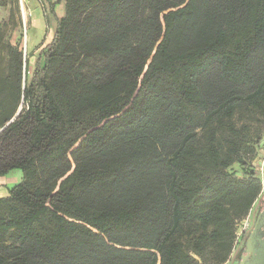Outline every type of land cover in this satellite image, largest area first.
Masks as SVG:
<instances>
[{
  "label": "trees",
  "instance_id": "obj_1",
  "mask_svg": "<svg viewBox=\"0 0 264 264\" xmlns=\"http://www.w3.org/2000/svg\"><path fill=\"white\" fill-rule=\"evenodd\" d=\"M46 1L26 78L0 0V264H224L261 192L264 0Z\"/></svg>",
  "mask_w": 264,
  "mask_h": 264
},
{
  "label": "rangeland",
  "instance_id": "obj_2",
  "mask_svg": "<svg viewBox=\"0 0 264 264\" xmlns=\"http://www.w3.org/2000/svg\"><path fill=\"white\" fill-rule=\"evenodd\" d=\"M17 3L19 7V12H20L21 24L17 26L15 25L13 26L8 23L5 27H3L4 37L6 40H9L12 43L20 42L22 51L24 50V56H25V68L27 71L25 77L28 78L32 72L34 61L39 53L37 51L38 50L37 44L35 45L33 44V46L31 44L33 43V41H36V43L39 42L41 38H42V41L45 42L44 45L50 43L53 38V28L55 25V20L53 21V19L51 20L46 19L48 15V11H47V4L44 3L45 12L42 11L44 25H45L43 34L40 33V30L36 28L29 30L30 19L33 16L32 9L28 10L27 6L24 3V0H17ZM1 8H4V10L7 11V14H8V9H9L8 5L6 7H1ZM7 20H8V16L6 17L5 20H1L0 22L7 21ZM26 35H28V40H26L25 38ZM47 35L48 37L46 40L45 36ZM2 63H3V53L0 51V67L2 66ZM247 162L251 166V169L261 179V192L259 196L257 197V199L255 200V202L253 203L247 216L237 224L236 242H235L234 248L232 250V253L229 259L224 264H236L237 262L236 254H237V251L241 247L240 244L242 240L241 239L242 233H245L246 231H248L250 219L255 215V211L257 210L258 203L260 201L261 202L264 201V130L261 134V138L257 145V150L254 155V158L247 160ZM232 170L235 171L236 176H241L240 166L235 164L232 166ZM14 174H18L22 177L21 171L19 169H14V170H11L8 173V175L4 177V179H0V181L4 183L7 187H12L14 184L18 183L21 180V178H17L16 180H13Z\"/></svg>",
  "mask_w": 264,
  "mask_h": 264
},
{
  "label": "flooded vegetation",
  "instance_id": "obj_3",
  "mask_svg": "<svg viewBox=\"0 0 264 264\" xmlns=\"http://www.w3.org/2000/svg\"><path fill=\"white\" fill-rule=\"evenodd\" d=\"M236 264H264V201L258 203L248 231L242 233Z\"/></svg>",
  "mask_w": 264,
  "mask_h": 264
},
{
  "label": "crops",
  "instance_id": "obj_4",
  "mask_svg": "<svg viewBox=\"0 0 264 264\" xmlns=\"http://www.w3.org/2000/svg\"><path fill=\"white\" fill-rule=\"evenodd\" d=\"M50 1L54 2L55 0H50ZM24 3L27 6L28 10L32 9V12H33V16L30 19V25H29L30 28H29V30L33 29V28H36V29L40 30V33H42V34L44 32V26H45L44 25L43 15H42V11L45 12L44 3L47 4V11H48V15L46 14L47 15L46 19L47 20L53 19V21H54V15H55V17H60L64 13V4H63V2H59V3L54 5V7H53L54 15L49 13V5H48V1H46V0H24ZM7 16H8L7 11H5L4 8L0 7V21L1 20H5ZM47 37H48V35L45 36L46 40H47ZM25 38H26V40H28V35H26ZM40 43H41V45H40ZM44 43L45 42H43L42 38H41L39 40V42L36 43V41H33V43L31 45L33 46V44L34 45L37 44V48H38L37 51L39 52L40 48H42L44 46ZM6 175H8V173ZM5 176H1L0 179H4ZM17 178H22V177L20 175H18V174H14V179L13 180H16ZM9 188L10 187H7L4 183H2L0 181V190H1L0 191V194H1L0 197L5 196L7 194Z\"/></svg>",
  "mask_w": 264,
  "mask_h": 264
},
{
  "label": "water",
  "instance_id": "obj_5",
  "mask_svg": "<svg viewBox=\"0 0 264 264\" xmlns=\"http://www.w3.org/2000/svg\"><path fill=\"white\" fill-rule=\"evenodd\" d=\"M19 110H20V109L17 110V112L15 113V115L13 116V118H12L8 123H10V122H11V121H12V120L18 115ZM8 123H7V124H8ZM7 124H6V125H7Z\"/></svg>",
  "mask_w": 264,
  "mask_h": 264
},
{
  "label": "built area",
  "instance_id": "obj_6",
  "mask_svg": "<svg viewBox=\"0 0 264 264\" xmlns=\"http://www.w3.org/2000/svg\"><path fill=\"white\" fill-rule=\"evenodd\" d=\"M23 55H24V50H23Z\"/></svg>",
  "mask_w": 264,
  "mask_h": 264
}]
</instances>
